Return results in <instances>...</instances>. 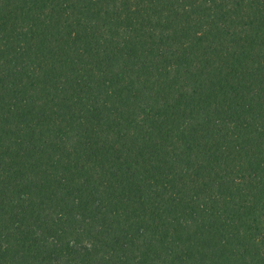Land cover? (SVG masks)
Returning <instances> with one entry per match:
<instances>
[{"label":"trees","instance_id":"1","mask_svg":"<svg viewBox=\"0 0 264 264\" xmlns=\"http://www.w3.org/2000/svg\"><path fill=\"white\" fill-rule=\"evenodd\" d=\"M0 264H264V0H0Z\"/></svg>","mask_w":264,"mask_h":264}]
</instances>
